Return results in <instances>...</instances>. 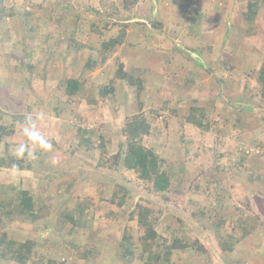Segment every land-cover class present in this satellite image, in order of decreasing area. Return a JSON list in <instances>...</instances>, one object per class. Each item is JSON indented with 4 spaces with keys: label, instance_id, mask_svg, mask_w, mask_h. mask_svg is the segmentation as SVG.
Masks as SVG:
<instances>
[{
    "label": "rangeland",
    "instance_id": "rangeland-1",
    "mask_svg": "<svg viewBox=\"0 0 264 264\" xmlns=\"http://www.w3.org/2000/svg\"><path fill=\"white\" fill-rule=\"evenodd\" d=\"M3 1L15 14L0 25V36L4 29L9 32V39L0 42V122H15L16 130L6 138L8 146H0V155L16 154L25 139L21 124L28 115L53 144L50 152L37 151L35 159L26 153L23 158L30 169L0 168L4 199L13 196L12 187L26 189L43 206L42 217L34 223L5 208L0 213V234L6 240L32 244L26 264H157L149 259V251L162 254L173 239L197 241L208 251L174 250L171 264H264V99L242 90L245 86L255 90V77L264 65V7L252 19L242 0H131V5L123 0ZM64 11L77 18H64L61 28L55 19ZM210 19H216L215 26ZM136 20L142 24L131 27ZM196 20L203 22L194 24ZM113 22L116 25L111 26ZM29 26L35 27L29 34L33 38L26 36ZM194 29L200 36L192 43L185 37L196 34ZM122 31L129 42L134 33L141 39L151 38L150 32L159 34L165 52L173 44L175 50L169 54L181 62L170 70L171 76L166 71L168 87L182 78V62L186 60L189 67L185 55L194 53L201 61L204 72L196 83L205 80L208 90L198 91L195 97L201 103L194 105L207 107L210 116L202 129L186 123L189 105L178 99L179 94L162 87L156 89L160 97L153 92L159 84L154 77H160L152 70L142 76V96L116 79L112 93L100 95V88L112 81L114 57L128 69L152 66L147 60L156 48L147 47L150 55L133 58L122 52L128 45L123 50L117 47L100 64V53L106 54L101 44ZM71 37L72 46L81 49L76 56L71 55ZM28 50L32 54L26 56ZM91 57L98 62L88 69L85 63ZM28 62L35 65L33 69H27ZM191 64L195 74L197 63ZM224 69L229 72L223 73ZM69 79L85 91L65 94L64 81ZM237 88L243 93H235ZM208 95L213 103L205 100ZM139 108L150 123L142 144L165 160L170 176L171 185L161 195L122 164L124 119ZM39 112L44 113L42 119ZM120 145L117 167L106 168L105 160ZM100 156L105 168L97 167ZM114 185L126 192L123 207L109 202ZM76 202L89 204L85 228L70 232L66 224L56 230L58 214L70 211ZM138 203L152 210L158 237L149 248L136 220L128 219ZM0 264L18 263L0 258Z\"/></svg>",
    "mask_w": 264,
    "mask_h": 264
},
{
    "label": "trees",
    "instance_id": "trees-1",
    "mask_svg": "<svg viewBox=\"0 0 264 264\" xmlns=\"http://www.w3.org/2000/svg\"><path fill=\"white\" fill-rule=\"evenodd\" d=\"M126 4H130L131 0H123ZM246 2L245 8L248 11L249 16L253 19V15L257 13L264 7V0H242ZM131 5V4H130ZM63 11V10H62ZM15 14V11L12 7L6 8L4 6V1L0 0V25L5 21L6 18H11ZM241 14L245 15L244 9L241 11ZM76 14L67 15L64 11L61 12V16L57 17L56 24L62 28V24L65 21L64 18H69L73 20ZM246 17V15H245ZM248 19V26L251 25L250 18L247 16ZM121 24V23H120ZM116 25V23H111V26ZM122 27H125V24H121ZM35 27H38L36 23H34ZM35 27H26L27 34L26 36H31L32 38L34 35H29L33 31H35ZM108 28V26L106 25ZM249 29V28H247ZM2 32V36H0V42L7 41L9 39V32L7 29H4ZM64 32H67L64 30ZM124 31L120 33L119 36L109 39L107 42H103L101 44L102 51L106 54L100 53V57L98 61L101 65H104L106 60L112 56L113 53L117 50L123 43ZM29 38V37H28ZM46 38H44L45 41ZM3 40V41H2ZM75 40H70V45L74 46ZM133 45V44H131ZM72 46V48H74ZM71 49V48H70ZM107 50V51H106ZM78 51L81 49L77 47L74 48L72 51V56H76ZM26 56L31 55V51L26 52ZM103 55V56H102ZM87 59L85 66L88 69H92L98 61L95 58ZM114 65L115 71L113 74L112 81L109 82L108 85H104L100 88V95L102 97H107L113 91V80H119L123 83L125 82L127 86L136 90V96L140 94L143 90V81L142 76L147 72L144 69L139 67H128L119 60V58L114 57ZM35 65H32L28 62L27 69L34 68ZM146 75V74H145ZM256 86L255 90L250 89L248 87V93L252 98H256V95L259 94L261 99H264V65L261 67L260 71L258 72L257 76L255 77ZM66 86L63 87V92L69 96L77 95L81 90L85 91L81 84L74 80L69 79L64 81ZM243 91L247 90L245 86ZM83 91V92H84ZM142 106V104L140 103ZM209 110L207 107H198L194 104L191 105L189 108V112L186 118V123L194 126L195 128L202 129L204 124L209 120ZM211 113V112H210ZM14 119H18L17 116ZM240 116L236 118L239 121ZM8 124V125H7ZM15 122L14 123H6L2 124L0 122V146L4 143L5 146H8V142L6 138H9L15 134ZM150 130V123L148 122V116L143 114L142 108H139V112L135 115L126 117L124 119V125L121 130V134L124 138L125 144V151L124 156L122 157V164L123 166L130 171H133L137 174L138 178L142 181L149 182L151 184V191L156 194H164L168 191L171 181L170 176L165 169V160L159 156L156 152L152 149L146 148L142 144L143 137L149 134ZM82 133V132H81ZM99 136V145L102 148L104 146L103 141L100 139ZM87 143V142H86ZM87 144H90L89 142ZM121 145L119 146V151L112 155L109 159H106L105 162H109V165L106 166L108 169L116 168L121 157ZM103 151L100 152V155H103ZM26 155V153H25ZM24 155V156H25ZM23 156V157H24ZM23 157L17 156V154L8 152L6 155H0V168H11L15 166L18 170H24L26 167L30 169V164L25 161ZM103 156H100L99 162L97 167L105 168V162H103ZM12 197L4 199L2 197L0 191V213L1 210L5 208L9 214L17 217H24L25 221L34 223L42 217L41 212L43 211V206L40 205L38 201H36L33 197H31L28 190L24 189H15L10 188ZM120 194V195H119ZM126 192L125 190L120 187L119 185H114V189L111 193V198L109 202L114 204L116 207L120 208L124 206L126 202ZM119 196V197H118ZM166 199L165 195L162 196ZM118 198V199H117ZM8 199V200H7ZM88 207L89 204L85 202H76L74 207L70 211H62L58 214L55 229L59 230L64 227L66 224L71 226L70 232L74 230H81L84 229L86 226L87 214H88ZM152 210L142 204H136L133 211L129 213L128 219L129 220H136L137 225L142 229V242L146 246V248L151 247L153 243L156 242L158 237L156 230L154 229V221L151 217ZM124 240L129 241L127 236L124 237ZM160 246V245H159ZM187 249H194L197 252L205 253L208 250L205 249L200 243L194 241L192 243H184L179 239H173L170 245L165 247L164 252L161 254L159 251L152 252L149 251V259L154 261L157 264H171L170 257L173 254L174 250H187ZM32 250V244L29 241L24 242H17L15 240H6L3 234H0V258L11 260L18 264H26ZM129 254H132L129 251ZM86 257V256H85ZM123 259L125 257L123 256ZM152 264V263H150Z\"/></svg>",
    "mask_w": 264,
    "mask_h": 264
},
{
    "label": "crops",
    "instance_id": "crops-1",
    "mask_svg": "<svg viewBox=\"0 0 264 264\" xmlns=\"http://www.w3.org/2000/svg\"><path fill=\"white\" fill-rule=\"evenodd\" d=\"M213 15L214 14H212V16ZM198 18L200 20H205L202 16H199ZM213 20H215V21H213ZM140 21H142V20H138V21L136 20V22L134 21L135 23H133L131 25V27H136V25L139 26L140 24H142V23H140ZM209 21H211V23H213L214 26H215L216 19H210ZM201 22H203V21L196 20L194 22V24H200ZM193 31H195L196 34H189L188 36L185 37L186 39L190 40L192 43L193 42H196L197 41V37L200 36V33L198 32V30H195L194 29ZM150 35L152 36L151 38L141 39L140 35L134 33L133 35H131V37H132L131 42H129L128 39L126 38L127 37V34L125 33V35L123 37V43L121 44L120 48H122V50H123L126 47V45H128L129 49L126 50V51L123 50L122 51L123 54L124 55L127 54V55H130V56L132 55L133 58H136L138 56H144V55L148 56L150 54H147L146 48L147 47L156 48V49H154V53H152V56L150 55L151 60H149V61L147 60V62L149 63L148 65H152V66L151 67L148 66V68L138 66L139 68H142V69H144L146 71H148V70L151 71L152 70L151 72H157L156 75L158 77H160L159 79L154 77V80H156L157 83H159V84L157 86L153 84L154 86H156V87H153L155 89V90L152 89L153 92L155 94H158V92L156 91V89H159L160 87H162V89H165L166 88V89H168V91H171V93L173 95H175V93L176 94H179L178 95V99H180V97L181 98H184V101L186 102V104L189 105L188 106L189 108L191 107V105L195 104L196 102L197 103L198 102L201 103V101H198V97H195V95L198 93V91L208 90V88H207L208 85H205V83H203V81H205V80H202V81L196 83L199 80V78H200V74L204 72V67H203L201 61L198 62L196 60L197 57H195L196 55H194V53H191V54L189 53L188 55H185V58L188 60V63L190 65L188 67L186 60L184 62H182L183 63V66H184V67L181 68V71H183L182 78H177L176 79V80H179V81H176V82H179L181 85H178V83H176V82L169 83L170 87H168L167 85H164L165 84V81L164 80L167 78L166 75H165L166 74V71H167V75L171 76L172 74L170 75V70L171 69H175L174 68L175 64H179V62H181V61H180L179 58H178V60L177 59L176 60L172 59L171 56H170V54H169L171 50H175L173 44L170 43L169 49L167 50L168 52H165V51H163L161 49V42H160V40H159V38L157 36L159 34L150 32ZM124 39L126 40V42L124 41ZM146 39H150V41L149 40H146ZM170 41L173 42L172 40H170ZM131 44H133V45H131ZM145 45H147V46H145ZM155 50L158 51V52L155 53ZM217 60H218V62L220 61V59H217ZM192 62L197 63L196 64L197 65V68L195 67V72H196L195 74L192 73V72H194V70L191 68V65H192L191 63ZM166 66H169V69L168 70H167ZM226 71L229 72V70L224 69L223 70V73H225ZM218 80L220 81L221 79H218ZM174 88H182V89H180L182 91L180 92L178 90H175ZM219 88L220 87L218 85L216 87V91L217 92H218ZM223 89L225 91L229 92V93L232 92L231 88H229V87L228 88L227 87H224ZM241 92H242L241 88H237V90H236L235 93H241ZM243 92L247 93V95H248V88H247V90H245ZM213 93L214 92L212 91V94ZM142 95H143V93L140 92V96H142ZM158 95L160 97L161 93L158 94ZM192 95H193V97H191ZM188 98H191V99L188 100ZM149 99H150V97H149ZM209 99H211V100H209ZM205 100H208L207 101L208 104L209 103H213V101H214L213 100V97L212 96H209V95L206 97ZM133 108H134V106L133 105H130V110H133ZM186 118H187V116H186Z\"/></svg>",
    "mask_w": 264,
    "mask_h": 264
},
{
    "label": "clouds",
    "instance_id": "clouds-1",
    "mask_svg": "<svg viewBox=\"0 0 264 264\" xmlns=\"http://www.w3.org/2000/svg\"><path fill=\"white\" fill-rule=\"evenodd\" d=\"M37 116L42 119L44 113L39 112ZM21 129L25 139L15 150L17 156L23 157L25 153H27L29 157L35 159L37 151L46 153L53 150V144L38 130L32 115H28L25 118L24 122L21 124Z\"/></svg>",
    "mask_w": 264,
    "mask_h": 264
}]
</instances>
